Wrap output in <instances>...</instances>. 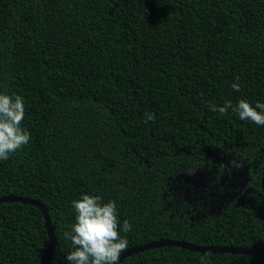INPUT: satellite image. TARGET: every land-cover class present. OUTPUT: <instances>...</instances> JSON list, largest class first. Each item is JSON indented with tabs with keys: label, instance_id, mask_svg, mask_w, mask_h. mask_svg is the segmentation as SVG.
I'll list each match as a JSON object with an SVG mask.
<instances>
[{
	"label": "trees",
	"instance_id": "obj_1",
	"mask_svg": "<svg viewBox=\"0 0 264 264\" xmlns=\"http://www.w3.org/2000/svg\"><path fill=\"white\" fill-rule=\"evenodd\" d=\"M0 93L23 97L31 134L0 161V198L47 209L49 264H68L63 233L84 194L116 203L121 236L132 225L125 251L264 242V126L208 108L264 103V0H0ZM198 173L206 187L187 182ZM47 246L38 208L0 204V264H41ZM205 254L160 247L119 264ZM207 259L264 264V252Z\"/></svg>",
	"mask_w": 264,
	"mask_h": 264
},
{
	"label": "clouds",
	"instance_id": "obj_2",
	"mask_svg": "<svg viewBox=\"0 0 264 264\" xmlns=\"http://www.w3.org/2000/svg\"><path fill=\"white\" fill-rule=\"evenodd\" d=\"M231 88L236 92L241 91L238 82L233 83ZM208 108L221 116L228 115L231 110L241 121L264 126V103L257 102L253 107L246 100L240 99L236 105L227 101L220 107L210 104ZM24 115L23 97L0 93V161L10 159L30 141L31 134L21 127ZM154 120V114H145V123ZM233 166L239 167L230 161L227 166L221 164L219 168ZM71 207L75 213L74 222L70 230L63 233L65 240L70 241L72 246V250L65 256L68 264H119L121 253L128 247L126 234L132 230V225L124 220L122 231L125 236H121L116 203L103 202L100 196L84 194L73 200ZM207 255L201 256L200 264H210Z\"/></svg>",
	"mask_w": 264,
	"mask_h": 264
},
{
	"label": "water",
	"instance_id": "obj_3",
	"mask_svg": "<svg viewBox=\"0 0 264 264\" xmlns=\"http://www.w3.org/2000/svg\"><path fill=\"white\" fill-rule=\"evenodd\" d=\"M187 182L191 184L192 186H194V188L196 189H199L201 187H206L205 179L203 178L201 174H197L191 179H188ZM261 189H262L263 197H264V169L262 172ZM8 202H16V203L19 202L23 204H29V205H32L38 208L40 212L42 213L43 218H44L45 229L47 231V236H48V246L42 255L41 264H49L50 256H51V253L54 247V235H53V229L51 226V221H50V217L48 215L47 209L41 203L28 199V198H21V197H14V196H7V197L0 198V204L8 203ZM160 247H177V248L185 249V250L192 251V252L208 253V254L258 255L264 252V242L256 246L250 247V248H227V247H199V246H192L186 243H181V242H176V241H161V242L151 243V244L139 247V248L130 249V250L122 252L120 255L119 263L123 259L133 254H137L139 252H143V251L151 250L155 248H160Z\"/></svg>",
	"mask_w": 264,
	"mask_h": 264
},
{
	"label": "flooded vegetation",
	"instance_id": "obj_4",
	"mask_svg": "<svg viewBox=\"0 0 264 264\" xmlns=\"http://www.w3.org/2000/svg\"><path fill=\"white\" fill-rule=\"evenodd\" d=\"M198 174H200V173H198ZM196 175H197V174H196ZM196 175H195V176H196ZM201 175H202V174H201ZM203 178H204V177H203ZM205 183H206V182H205Z\"/></svg>",
	"mask_w": 264,
	"mask_h": 264
}]
</instances>
